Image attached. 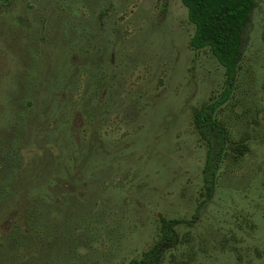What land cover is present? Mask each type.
<instances>
[{
	"label": "rangeland",
	"instance_id": "rangeland-1",
	"mask_svg": "<svg viewBox=\"0 0 264 264\" xmlns=\"http://www.w3.org/2000/svg\"><path fill=\"white\" fill-rule=\"evenodd\" d=\"M9 2L0 145H22L19 130L30 129L23 186L0 215V264H129L158 240L162 219L182 223L159 264H264V0H254L215 115L228 144L210 198L193 119L223 92L225 73L190 47L181 0ZM41 159L59 166L32 175Z\"/></svg>",
	"mask_w": 264,
	"mask_h": 264
},
{
	"label": "trees",
	"instance_id": "trees-1",
	"mask_svg": "<svg viewBox=\"0 0 264 264\" xmlns=\"http://www.w3.org/2000/svg\"><path fill=\"white\" fill-rule=\"evenodd\" d=\"M0 2L8 3L9 0H0ZM181 3L187 11L188 22L194 27L189 42L190 47L196 51L207 49L225 73L226 87L223 92L217 99L196 110L193 119L194 128L206 148L202 174L204 195L210 198L228 144V133L216 120L215 115L230 99L231 86L236 79L242 59L243 34L251 21L255 2L254 0H181ZM28 125L29 123L26 122V125L19 130L21 135L19 140L23 138L25 141L22 145L20 142L0 145V157L6 163L5 167L0 168V215L7 213L6 207L23 186L22 149L28 144L25 139L30 129ZM37 144L42 145V142L38 140ZM34 158L36 161L40 159L37 155ZM50 163L59 166L55 159ZM50 163L41 159L35 165L42 168L41 172L34 167L32 175L42 178L44 168ZM181 223L182 221L177 219H162L158 229V240L140 260L129 264H159L162 256L178 245L179 238L175 229Z\"/></svg>",
	"mask_w": 264,
	"mask_h": 264
}]
</instances>
